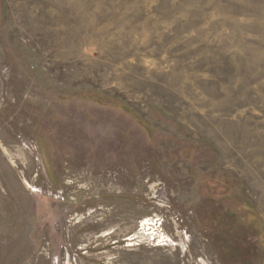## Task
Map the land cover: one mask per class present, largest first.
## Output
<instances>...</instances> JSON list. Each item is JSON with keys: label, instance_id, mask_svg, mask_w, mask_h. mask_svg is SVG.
<instances>
[{"label": "rangeland", "instance_id": "374dc122", "mask_svg": "<svg viewBox=\"0 0 264 264\" xmlns=\"http://www.w3.org/2000/svg\"><path fill=\"white\" fill-rule=\"evenodd\" d=\"M0 264H264V0H0Z\"/></svg>", "mask_w": 264, "mask_h": 264}]
</instances>
